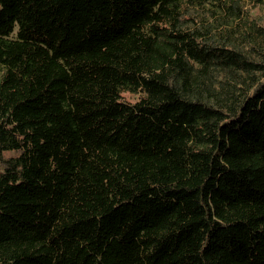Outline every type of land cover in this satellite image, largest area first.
Masks as SVG:
<instances>
[{
    "label": "trees",
    "instance_id": "1",
    "mask_svg": "<svg viewBox=\"0 0 264 264\" xmlns=\"http://www.w3.org/2000/svg\"><path fill=\"white\" fill-rule=\"evenodd\" d=\"M0 264H264V0H0Z\"/></svg>",
    "mask_w": 264,
    "mask_h": 264
},
{
    "label": "rangeland",
    "instance_id": "2",
    "mask_svg": "<svg viewBox=\"0 0 264 264\" xmlns=\"http://www.w3.org/2000/svg\"><path fill=\"white\" fill-rule=\"evenodd\" d=\"M122 95L125 99L130 100V101H134L139 96V93L125 91L122 93Z\"/></svg>",
    "mask_w": 264,
    "mask_h": 264
}]
</instances>
